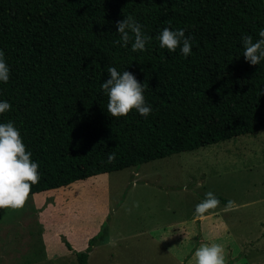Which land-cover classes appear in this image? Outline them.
<instances>
[{
    "label": "rangeland",
    "instance_id": "obj_1",
    "mask_svg": "<svg viewBox=\"0 0 264 264\" xmlns=\"http://www.w3.org/2000/svg\"><path fill=\"white\" fill-rule=\"evenodd\" d=\"M75 1L50 2L45 17L54 19V28L32 12L19 24V41L10 50L9 63L24 88L19 100L22 110L41 85L40 65L47 54L38 52V43L47 40L55 47L58 39L67 41L86 27L82 12L74 10ZM21 3L0 0V12L21 8ZM217 9L208 5L203 17L165 8L143 10L142 30L151 38L145 49L155 58L146 68L125 59L120 71L131 72L144 89H154L162 97L178 99L200 89L193 101L208 104L213 117L203 119L205 128L198 140L203 135L213 140L193 149L162 154L138 166L124 159L118 168L60 184L57 174L48 175L47 158L55 152V141L63 139L64 129L74 134L89 129L96 140L106 142V158L100 147L92 159L108 160L113 152L119 155L116 127L108 120V96L101 87L109 73L99 70L85 84L74 78L84 73L85 65L106 63L114 49L133 52L132 41L116 43L120 40L117 31L91 34L48 68L54 83H67L65 100L41 106L32 118V150L26 151L39 164L40 180L31 186L23 208L0 209V264H78L75 251H84L99 231L88 264H195V250L211 243L224 246L226 264H264V128L253 135L243 134L233 124L250 112L248 119L253 117V97L258 95L254 91L260 88L252 75L240 81L241 76L251 74V67L245 64L246 71H242L239 63L203 69L194 56L181 54L179 47L175 51L161 48L158 40L164 28L182 29L188 38ZM0 101L9 103L3 92ZM63 105L69 114H63ZM237 106L239 117L232 112ZM9 113L0 114V123H8ZM136 122L146 129L154 126L156 135L173 137L185 132L183 125L166 115L137 117ZM209 191L233 205L220 202L203 216L195 214V206ZM62 236L73 250L67 249ZM111 239L117 240L115 247L109 245Z\"/></svg>",
    "mask_w": 264,
    "mask_h": 264
},
{
    "label": "trees",
    "instance_id": "obj_2",
    "mask_svg": "<svg viewBox=\"0 0 264 264\" xmlns=\"http://www.w3.org/2000/svg\"><path fill=\"white\" fill-rule=\"evenodd\" d=\"M52 1L22 0L21 8L8 7L0 12V50H3L4 59L10 70L8 82H0V92L6 94L7 100L12 106L8 122H12L19 130L26 150H32L30 124L40 107L65 100L67 83H54L48 68L58 63L60 57L65 55L67 50L77 48L87 36L91 34L105 35L109 31H117L116 22L129 15L133 16L142 28H145L142 11L147 8H165L169 12H177L188 17L201 15L203 17L208 5L218 8L217 12L196 33L188 37L191 38L192 44L190 55L198 60L203 69L239 63L244 67L245 64H248L251 67V74L245 77L241 76L240 81L250 78L252 75L255 84L260 89L254 91L258 95L253 97V117L248 119L250 112L246 119H235L233 124L238 126L240 128L238 132L243 134L253 135L264 128V61L255 66L246 62L243 56L242 41V37L246 35L252 36L254 41L259 39L258 34L264 29V0H76L74 10L82 12L81 16L86 19L84 21L86 27L79 29L67 41L58 39L59 45L55 47L47 40L38 43L40 46L38 52L47 54L44 62L40 65L39 81L41 85L30 97L25 109L22 110L19 100L24 94V88L11 70L10 50L19 41V24L29 18L30 12L36 18L42 17V22L50 23V27H55L52 23L54 19L45 17L47 8L50 7ZM179 51L181 53L180 49ZM154 58L155 55L146 49L136 52L114 49L112 57L106 63L94 62V67L91 64L85 65L84 73L74 80L85 84L89 76L99 70L107 71L108 66L115 67L120 72L121 68L126 66L125 59L133 60L141 67L146 68ZM32 64L34 65V63ZM243 70L246 71V68L244 67ZM144 79L143 77L142 80ZM217 84L218 86L222 85L221 82ZM236 84L238 86L237 81ZM199 92L200 89L196 87L180 98L172 99L162 97L154 89H144L146 105L151 107L149 115L141 116L135 109L118 120L110 115L108 120H110V124L112 121V125L116 127L119 149V155H116L113 163H108L107 159L104 161H100L101 158L92 159L93 154L97 155L100 152V147L104 154L102 157L106 158V142L96 140L94 135H90L89 129L76 134L72 131L67 132V129L62 130L63 139L55 141V152L49 154L47 158L48 175L53 172L59 176L60 184L70 183L78 178L118 168L123 164L124 159L134 166H138L148 160L160 157L162 154H170L179 149H193L198 143L210 142L213 139L206 138V135L198 140L205 128L203 119L213 117V110L208 104L198 105L193 101L194 94H199ZM239 105H242V102ZM67 109V105L61 106L65 115L70 113ZM232 112L235 115L238 114L236 117H239L238 106ZM153 114H156L158 118L164 115L170 117L176 125H183L185 132L182 134L178 132L173 137L163 133L156 135L153 132L154 126L146 129L136 122L137 117L146 118ZM76 117L82 118L80 115H76ZM104 118L106 117L104 116ZM207 135L209 134L207 133ZM216 135L217 131L213 136L216 137ZM170 144L181 147H170ZM53 156L54 158H51ZM216 197L222 204L229 203L227 199L219 195ZM100 234L101 231L88 240V246L84 251H75L78 264H88L87 259L91 246ZM62 241L68 250H73L64 236H62Z\"/></svg>",
    "mask_w": 264,
    "mask_h": 264
},
{
    "label": "clouds",
    "instance_id": "obj_3",
    "mask_svg": "<svg viewBox=\"0 0 264 264\" xmlns=\"http://www.w3.org/2000/svg\"><path fill=\"white\" fill-rule=\"evenodd\" d=\"M117 32L120 40L127 45L132 41V51H144L146 44L150 41L142 30V26L136 22L133 16H127L116 22ZM259 39L252 36L242 37L244 52L243 56L250 65H258L264 61V29L259 32ZM161 48L175 51L178 47L185 56L191 54V38L185 37L182 29L175 31L164 28L158 37ZM107 79L101 87L108 96L107 112L111 117L127 116L135 109L141 116H147L151 107L146 105L144 98V85L138 82L135 76L129 72L117 71L115 67L108 66ZM10 77V70L4 59V52L0 50V82L7 83ZM7 101H0V114L11 109ZM116 154L108 155V163H113ZM39 164L31 160V152L26 151L19 130L12 122L0 123V209L23 208L31 186L39 182ZM187 189L185 188V191ZM219 199L211 191L205 194V198L195 206V214L203 216L210 209L219 206ZM234 202L229 201L228 207ZM138 206V205H135ZM109 245L115 247L117 240H109ZM195 264H226L225 248L222 244H202L194 252Z\"/></svg>",
    "mask_w": 264,
    "mask_h": 264
},
{
    "label": "crops",
    "instance_id": "obj_4",
    "mask_svg": "<svg viewBox=\"0 0 264 264\" xmlns=\"http://www.w3.org/2000/svg\"><path fill=\"white\" fill-rule=\"evenodd\" d=\"M46 228L48 227L47 225L45 226ZM43 238L45 239L46 238V232L44 230V233H43ZM73 249V248H72Z\"/></svg>",
    "mask_w": 264,
    "mask_h": 264
}]
</instances>
